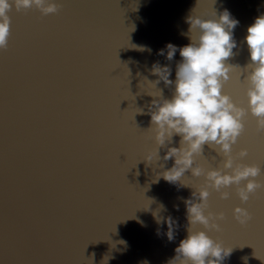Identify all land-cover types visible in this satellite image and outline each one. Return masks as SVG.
<instances>
[{
  "label": "water",
  "instance_id": "95a60500",
  "mask_svg": "<svg viewBox=\"0 0 264 264\" xmlns=\"http://www.w3.org/2000/svg\"><path fill=\"white\" fill-rule=\"evenodd\" d=\"M55 2L60 10L46 16L13 7L8 47L0 50V264H166L188 234L183 201L204 177L187 170L188 186L171 184L157 175L173 159L143 160L156 146L148 129L158 97L149 92L174 94V84L148 83L158 79L150 69L167 64L175 81L179 51L168 61L158 50L190 43L182 34L186 17L227 9L239 24L223 91L247 107L245 37L264 15V0ZM179 140L174 136L169 146L179 147ZM241 148L248 150L243 162L261 168L255 179L264 184V132L250 113L233 155ZM221 159L206 144L196 163L208 169ZM225 190L228 199L212 189L209 196V210L225 214L222 230H206L232 248L221 264H264V187L244 204L235 186ZM161 204L167 211L159 214L178 224L172 241L166 223L157 234L153 213ZM237 205L252 214L244 226L232 215Z\"/></svg>",
  "mask_w": 264,
  "mask_h": 264
},
{
  "label": "clouds",
  "instance_id": "9594fccd",
  "mask_svg": "<svg viewBox=\"0 0 264 264\" xmlns=\"http://www.w3.org/2000/svg\"><path fill=\"white\" fill-rule=\"evenodd\" d=\"M38 9L42 15L56 14L61 5L55 0H0V50L8 47L11 18L9 12ZM189 28L187 33L190 43L179 47L167 43L165 48L158 50V55L172 61L177 51L181 61L176 65L175 81L171 80L169 65L155 62L150 69L157 76L156 81L148 83L156 88L163 81L166 86L174 84L171 99L163 97L160 90L149 92L153 99L149 109L151 127L148 129L155 142V147L146 152L144 159L148 163L173 159L171 168L158 173L157 179L176 184L182 182L187 170L192 176L204 177V183L193 188L191 197L184 199L188 221L187 236L175 248V256L166 264H221L231 254L232 248L226 247L222 241L213 239L208 231H221V223L225 219L223 211L209 210L210 189L219 193L221 199H228L229 191L235 186L236 195L241 204L250 199L257 189L264 187L255 179L261 174V168L255 164L244 163L248 156L247 148H241L233 155V145L245 130V121L249 113L256 118V127L264 132V15L255 18L248 26L245 37L250 63L244 68L247 73L245 95L247 107L234 102L233 98L223 91L224 85L232 78L234 65L226 63L235 53L237 47L233 30L239 21L224 9L217 16L202 18L199 15L186 17ZM151 53V49L141 48ZM137 112L142 109L137 108ZM179 136V147H171L173 137ZM213 148L222 157L218 167L205 169L196 163L197 156H203L204 145ZM166 148L161 157L160 149ZM164 167L163 164L160 165ZM188 186V185H187ZM174 207L179 209L178 205ZM166 206L161 204L154 218L157 234L167 224L164 233L169 241L175 239L178 228L177 221L171 215L163 216ZM234 219L242 226L251 219L252 214L240 205L232 209ZM202 225V228H197ZM208 230V231H206ZM147 264V261L143 262Z\"/></svg>",
  "mask_w": 264,
  "mask_h": 264
},
{
  "label": "snow or ice",
  "instance_id": "6c2138e0",
  "mask_svg": "<svg viewBox=\"0 0 264 264\" xmlns=\"http://www.w3.org/2000/svg\"><path fill=\"white\" fill-rule=\"evenodd\" d=\"M242 82V81H241Z\"/></svg>",
  "mask_w": 264,
  "mask_h": 264
}]
</instances>
